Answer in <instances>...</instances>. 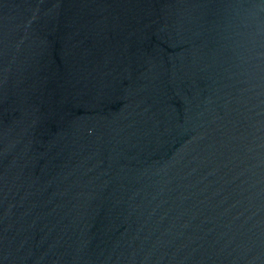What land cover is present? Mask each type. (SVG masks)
Instances as JSON below:
<instances>
[{"label": "water", "instance_id": "95a60500", "mask_svg": "<svg viewBox=\"0 0 264 264\" xmlns=\"http://www.w3.org/2000/svg\"><path fill=\"white\" fill-rule=\"evenodd\" d=\"M0 264H264V0H0Z\"/></svg>", "mask_w": 264, "mask_h": 264}]
</instances>
